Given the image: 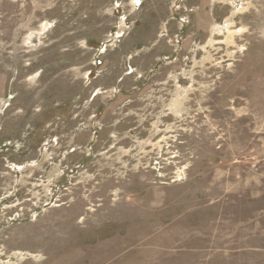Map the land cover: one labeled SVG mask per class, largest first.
Here are the masks:
<instances>
[{"label":"rangeland","instance_id":"rangeland-1","mask_svg":"<svg viewBox=\"0 0 264 264\" xmlns=\"http://www.w3.org/2000/svg\"><path fill=\"white\" fill-rule=\"evenodd\" d=\"M0 264H264V0H0Z\"/></svg>","mask_w":264,"mask_h":264}]
</instances>
